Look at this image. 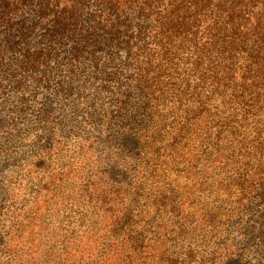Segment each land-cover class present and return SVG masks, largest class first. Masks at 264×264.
<instances>
[{
	"label": "rangeland",
	"instance_id": "1",
	"mask_svg": "<svg viewBox=\"0 0 264 264\" xmlns=\"http://www.w3.org/2000/svg\"><path fill=\"white\" fill-rule=\"evenodd\" d=\"M200 2L0 24V264H264V3Z\"/></svg>",
	"mask_w": 264,
	"mask_h": 264
},
{
	"label": "trees",
	"instance_id": "2",
	"mask_svg": "<svg viewBox=\"0 0 264 264\" xmlns=\"http://www.w3.org/2000/svg\"><path fill=\"white\" fill-rule=\"evenodd\" d=\"M28 0H15L14 7L10 8V5L8 2H5L3 0H0V24L6 25V27L10 26L9 17L13 12L18 11V5H24ZM83 0H38V7L36 10V17L39 19H43L47 17L49 14L53 13L55 15L53 22L51 24V27L48 31V34L43 39V43L45 44V51H42L41 49H36L30 54L24 55L25 62L28 65V69H35L36 67H39L43 62L44 59H50L55 58L56 55L53 50V45H60L61 40L65 33L73 32V29L77 25L78 22V15H79V5H81ZM212 0H202L200 2V5L202 8H205ZM251 3H255L258 0H250ZM218 3H221L220 7L222 10L226 9V4L229 3V5L233 8L231 13H229L227 16L232 15V12L235 7H239V3H236L235 0H217ZM261 4L264 3V0H261ZM13 3V4H14ZM60 8L58 11H54L53 9ZM226 16V17H227ZM231 17L229 16V19ZM256 25L261 27L264 30V12L262 14L257 15V17L253 18ZM234 21H231L229 25L233 24ZM21 31L19 33V40H22L26 42L27 38H29L28 33L33 29V25L30 27L24 28L21 27ZM9 49H15L16 45L12 43L9 45ZM76 47L73 49H70L71 56H73L76 52ZM3 49L0 47V57L2 56ZM26 65V66H27Z\"/></svg>",
	"mask_w": 264,
	"mask_h": 264
}]
</instances>
